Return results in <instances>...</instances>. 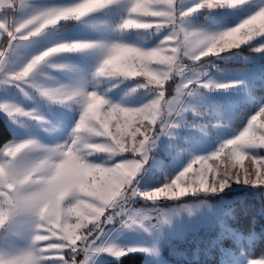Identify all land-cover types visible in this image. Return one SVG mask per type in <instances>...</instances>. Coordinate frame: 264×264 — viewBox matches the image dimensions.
<instances>
[{"label":"snow or ice","instance_id":"obj_1","mask_svg":"<svg viewBox=\"0 0 264 264\" xmlns=\"http://www.w3.org/2000/svg\"><path fill=\"white\" fill-rule=\"evenodd\" d=\"M262 10L264 0H0V112L15 126L0 144V264H95L129 252L164 264L163 229L192 208L163 210L162 197L201 207L200 197L235 183L264 202V96L255 93L264 63L253 79L212 75L218 60L264 61ZM243 102L254 110L233 124ZM199 143L215 147L201 153ZM86 144L96 147L81 162ZM158 150L180 168L161 163L163 181L142 187ZM41 159L60 162L37 180ZM138 200L152 207L134 208ZM109 225L142 231L145 243L121 248ZM223 232L237 246L222 264H264L251 254L257 233Z\"/></svg>","mask_w":264,"mask_h":264},{"label":"rangeland","instance_id":"obj_2","mask_svg":"<svg viewBox=\"0 0 264 264\" xmlns=\"http://www.w3.org/2000/svg\"><path fill=\"white\" fill-rule=\"evenodd\" d=\"M233 21L232 23H236ZM248 53L246 52L245 55ZM73 62H77L74 60ZM264 63V61L257 58L255 62L249 63L247 66L244 62L240 60H218L216 61L217 69L213 70V77L223 81L235 80V79H253L254 74L258 73L259 65ZM53 75H59L53 73ZM255 93L257 96H264V80L260 79L258 76L255 78ZM123 93L116 90V95L111 98L115 101L120 98ZM215 95V94H214ZM225 96H230L235 99L237 94L225 93ZM48 105L46 103L40 108L41 112H44ZM55 111L59 109L60 112H67V109L60 107L59 105L51 106ZM254 110V105L249 102H243L239 105L238 109L230 114V120L233 124H238L240 120L251 111ZM2 113V112H0ZM3 118L7 127L11 132V138H13V128L8 118L2 113ZM47 136V133L43 134ZM55 135V134H54ZM23 138V137H21ZM40 138V137H38ZM47 142V141H45ZM198 148L203 151H210L215 145L210 143H199ZM156 161H149L148 173L141 179L140 184L145 188H153L158 186L164 179L167 172L174 173L180 168V161L174 159L172 155L167 152L158 150L155 153ZM161 163L166 167L167 172L161 168ZM215 198L210 199L207 197H200L199 199H206L205 204L201 207H195L200 201L195 199H185L181 198L182 201L170 202L165 198H161L160 208L163 210H171L173 208L179 209V205L185 203L192 208L191 215L187 210H179V214L176 215L171 225H167L163 229L164 239L162 240L160 247V255L164 261V264H186L189 259V255L192 258L203 257H216L217 260L214 264H222V260L226 259L224 253L225 250H235L236 241L232 239L227 234H224V227L233 229L239 233L247 235L248 233H257L255 244L257 240L264 234V225L259 228H253L250 231H244L243 226L239 224L240 219H236L237 213L234 210L236 203L243 201L246 198L254 197L258 200L259 204L256 211L264 217V202L256 194V189L248 185L235 184L233 183L229 188H226L223 192L218 194H213ZM137 209H147L152 207V205H146L143 200H138L134 205ZM224 210H229L230 214L225 215ZM106 231L111 237L112 242L117 244L121 248H131L140 247L145 243V236L142 231L135 229H120L119 225H109ZM179 241L183 242V250L177 252L171 248V244ZM254 247L251 249L252 252L255 251ZM17 247L21 245H16ZM167 246L169 248L170 257H167L163 253V247ZM141 253V252H139ZM174 253H182V255H177ZM143 254V253H142ZM142 264H145V255ZM173 257H178L179 260L174 262ZM259 257V256H255ZM116 259L109 254H101L95 261V264H103L106 261Z\"/></svg>","mask_w":264,"mask_h":264},{"label":"trees","instance_id":"obj_3","mask_svg":"<svg viewBox=\"0 0 264 264\" xmlns=\"http://www.w3.org/2000/svg\"><path fill=\"white\" fill-rule=\"evenodd\" d=\"M11 132L7 127L3 117L0 115V144H3L7 140H10ZM210 199L215 198V196L208 197ZM190 199V198H185ZM259 202L256 198L250 197L246 198L241 202H238L234 206V210L237 213L235 220L240 219L239 224L243 226L244 231L253 230V228H259L261 225H264V217L256 211ZM183 242L176 241L174 244H171V248L177 250V252H181L183 250ZM264 250V234L260 239L257 240L255 244V251L252 252L253 255L259 256L261 251ZM163 253L169 259L170 253L169 248L167 246L163 247ZM143 254L139 252H129L127 255L119 258V259H112L109 261L104 262L103 264H142L143 261ZM176 262L179 260L178 257L171 256ZM217 260L216 257H203L200 258H192L189 255V259L187 260L186 264H214Z\"/></svg>","mask_w":264,"mask_h":264},{"label":"clouds","instance_id":"obj_4","mask_svg":"<svg viewBox=\"0 0 264 264\" xmlns=\"http://www.w3.org/2000/svg\"><path fill=\"white\" fill-rule=\"evenodd\" d=\"M245 2V0H229V3L232 4H243ZM264 11V10H262ZM259 18V15H258ZM244 34H247L246 31ZM89 147H96V145L94 144H86V145H82V151L80 152V160L81 162H87V149ZM59 160H53L51 162L47 161L46 159H41L40 161H38L39 167H38V171L40 172V175L37 176V180H43L47 177V175L49 174V170H50V165L51 164H56L59 163ZM47 165V166H46ZM264 258V254H260L259 257H256V259H262Z\"/></svg>","mask_w":264,"mask_h":264},{"label":"crops","instance_id":"obj_5","mask_svg":"<svg viewBox=\"0 0 264 264\" xmlns=\"http://www.w3.org/2000/svg\"><path fill=\"white\" fill-rule=\"evenodd\" d=\"M0 115L3 117L2 113H0ZM4 119V118H3ZM5 121V120H4Z\"/></svg>","mask_w":264,"mask_h":264}]
</instances>
